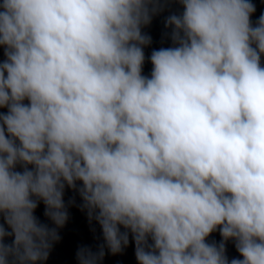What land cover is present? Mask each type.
<instances>
[{
    "label": "clouds",
    "instance_id": "obj_1",
    "mask_svg": "<svg viewBox=\"0 0 264 264\" xmlns=\"http://www.w3.org/2000/svg\"><path fill=\"white\" fill-rule=\"evenodd\" d=\"M166 2L0 0V264L48 260L66 187L104 241L78 264L130 234L138 264H264V14L178 0L146 76L142 27Z\"/></svg>",
    "mask_w": 264,
    "mask_h": 264
}]
</instances>
